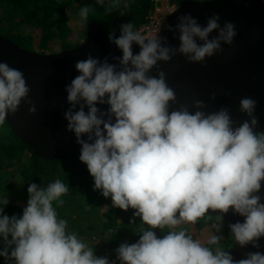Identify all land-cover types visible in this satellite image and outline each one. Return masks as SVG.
<instances>
[{
    "label": "clouds",
    "instance_id": "obj_1",
    "mask_svg": "<svg viewBox=\"0 0 264 264\" xmlns=\"http://www.w3.org/2000/svg\"><path fill=\"white\" fill-rule=\"evenodd\" d=\"M170 3L176 6L165 21L179 6ZM150 5L138 29L129 21L119 26V36L108 35L109 43L122 55L101 60L88 54L77 60L78 75L64 89L70 105L64 113L67 131L80 145L79 160L93 177L94 190L111 198L112 207L125 212L133 209L134 217L147 226L140 230L137 242L116 249L117 260L120 264H264V252H248L237 260L221 246L224 216L230 211L243 218L228 225L237 245L260 249L264 239V197L260 195L264 131H255L257 101L240 99L239 110L248 119L239 126L229 108L206 112L207 105L199 99L192 103L195 111L188 105L170 110L176 93L167 83V74L158 68L159 62L168 63L178 55L189 64L207 67V58L222 53V45L234 43L236 25L226 21L221 26L218 14L207 18L205 25L191 13L181 15L175 28L167 27L179 34V47H173L161 34L138 31L156 10L152 0ZM117 6L118 0H113L105 12ZM92 11L82 7L79 16L87 20ZM154 68L155 76L150 74ZM30 92L24 73L0 62V125L18 112L22 102L30 106L31 115L37 113ZM211 99L215 101V94ZM98 105H106L107 110ZM27 191L22 216L4 214L7 199L0 208L4 242L0 256L6 264H115L97 257L92 247L68 230V221L59 217L56 208L63 207L62 197L69 191L64 182L30 183ZM210 212L221 215L211 225L215 233L207 244L181 227L206 216L212 219ZM157 230L163 234L158 236Z\"/></svg>",
    "mask_w": 264,
    "mask_h": 264
},
{
    "label": "water",
    "instance_id": "obj_2",
    "mask_svg": "<svg viewBox=\"0 0 264 264\" xmlns=\"http://www.w3.org/2000/svg\"><path fill=\"white\" fill-rule=\"evenodd\" d=\"M191 13L201 25L213 14L224 22L236 25L237 36L231 46L222 45L223 52L206 59L207 67L202 64H189L183 56H176L170 62H159V70L167 74V83L177 97L170 110L180 105H188L190 111L194 100H202L206 112L218 111L221 107L230 109L236 126L248 119L239 110L242 97L256 100V116L259 126L255 131L264 130V1L262 0H182L178 8L166 19L161 38L167 37L169 44L179 47L178 33L167 30L170 25L175 28L178 17ZM128 17L114 19L113 32L119 36V26L128 22ZM217 35L216 33L212 34ZM134 53L139 47L134 45ZM88 54L103 60L105 57L122 55L107 40L105 28L92 22L88 25L84 41L69 50L46 54L23 49L14 41L0 36V62L24 73L31 89L29 99L37 108V113H29V105L22 102L18 112L6 118L11 130L33 151L41 157L67 160L80 155V145L76 143L73 133L67 131L65 111L70 107L67 102L65 86L78 73L75 70L77 60L86 59ZM110 63H116L110 59ZM151 75H157L153 69ZM215 94L213 101L211 96ZM102 111L106 105H98ZM260 195L264 197V190ZM211 216L220 213H209ZM243 220L231 211L224 216V224H233ZM260 249L251 245L241 248L233 243L229 251L235 259L243 258L248 252H264V239Z\"/></svg>",
    "mask_w": 264,
    "mask_h": 264
},
{
    "label": "trees",
    "instance_id": "obj_3",
    "mask_svg": "<svg viewBox=\"0 0 264 264\" xmlns=\"http://www.w3.org/2000/svg\"><path fill=\"white\" fill-rule=\"evenodd\" d=\"M180 1L172 0V3L178 5ZM112 2L113 0H103V4L97 3V0H0V10L3 11L0 13V24L7 20L4 24L13 27L19 42L14 40V37L2 34L0 36L33 51L32 41L35 39H32V35H26L25 30L36 26L44 49H48L53 38H59L61 50L65 51L80 44V39L75 38L79 32L85 37L87 27L92 22L101 24L108 37L113 33L115 18L128 17V22L130 21L136 30L146 21L151 9L150 0H132L125 6L118 1V6L106 13L105 8ZM85 6L93 8L94 11L89 13L87 20H82L79 12ZM73 19L74 24L71 23ZM10 21L13 23L10 24ZM57 179L69 187L68 193L62 197L65 201L63 207L56 208L59 217L68 221V230L75 232L92 247L97 257H107V254L112 253V250H116L121 244L138 241L140 230L147 226L134 217L133 209L125 212L112 207L111 198L106 199L100 191L94 190V179L87 166L79 160V156L67 160L38 156L11 130L5 120L4 124L0 125V208L4 207V200H8L3 209L4 214L10 218L14 215L22 216L29 199V184L47 186ZM215 217L208 219L206 216L194 225L186 224L181 227L187 228L194 238H199L202 243L207 244L209 237L215 233L211 227L216 222ZM164 231L167 232V229ZM223 231L221 246L225 251H229L233 238L227 225L223 226ZM162 234L157 230L158 236ZM207 246L213 249L216 247ZM3 247V239L0 238V250ZM108 259L120 264L116 254ZM0 264H6L2 256ZM7 264H14V261H8Z\"/></svg>",
    "mask_w": 264,
    "mask_h": 264
},
{
    "label": "rangeland",
    "instance_id": "obj_4",
    "mask_svg": "<svg viewBox=\"0 0 264 264\" xmlns=\"http://www.w3.org/2000/svg\"><path fill=\"white\" fill-rule=\"evenodd\" d=\"M118 1L121 2L125 6V5H128L132 0H118ZM197 1H200V0H197ZM175 6L176 5H173V4L170 3V0H163V1H161L160 4H158V6L156 8L159 9V12L162 11V15H165V13L169 14L173 10V8ZM0 13H3V11L0 10ZM4 22H7V20H5ZM4 22H3V24H4ZM12 23L13 22L10 21V24H12ZM71 23L74 24V19L71 20ZM3 24H0V25H2V28H0V34H2L4 36H8V37H14V40H16L17 42H19L18 41L19 40L18 39V36L15 34V32H13V27H9V26H7L5 24L3 25ZM8 27L10 29H8ZM25 32H26V35H32V39H35V41H32L34 43L33 44V47H32L33 48L32 49L33 51H39L41 53H49V54L57 53V52H60L61 51V40L59 38H53L49 42L48 49L47 48L44 49L42 47L41 43H40L39 30H38V28H36V26H33V28H31V27L27 28L25 30ZM78 38L80 39V43L82 41H84V39H85V37L80 32L78 33V35H77V37L75 39H78ZM222 233H223V236H224L223 229H222ZM112 251H113L112 253L107 254L108 255L107 258L108 257H115V254H116L115 248Z\"/></svg>",
    "mask_w": 264,
    "mask_h": 264
},
{
    "label": "built area",
    "instance_id": "obj_5",
    "mask_svg": "<svg viewBox=\"0 0 264 264\" xmlns=\"http://www.w3.org/2000/svg\"><path fill=\"white\" fill-rule=\"evenodd\" d=\"M152 1L154 2L156 11L149 16L148 23L144 24L138 31H141L145 35H160L163 30V25L167 13H165V15H162V11L159 12V9L156 8L158 4H160L163 0Z\"/></svg>",
    "mask_w": 264,
    "mask_h": 264
}]
</instances>
